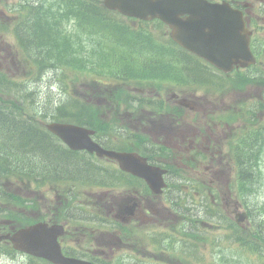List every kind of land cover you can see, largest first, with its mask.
I'll return each instance as SVG.
<instances>
[{"label":"trees","instance_id":"16d2710c","mask_svg":"<svg viewBox=\"0 0 264 264\" xmlns=\"http://www.w3.org/2000/svg\"><path fill=\"white\" fill-rule=\"evenodd\" d=\"M66 9L73 3L70 0H65ZM98 16H91L90 20H84L81 16L82 23H90L94 26L106 25L109 22L105 17H102L97 12ZM85 17H88L84 14ZM50 23V19L48 20ZM116 24V22H115ZM125 36H133V30L130 27H125ZM57 33V30H56ZM49 42L53 47L60 49H68L70 45L66 38L61 39L60 30L59 38L54 37V30L49 28ZM194 72V69H193ZM47 133L39 123H28L27 120L20 119L18 122L5 117L0 112V142L6 144L0 146V162L6 160L10 162L9 158H18L21 162L33 159L36 161L35 167L31 166L33 171L43 172H58V173H72V174H87L92 173L93 170L88 169L83 163L78 162L69 154H64L57 151L54 146L46 138ZM14 149V151H13ZM7 150V151H6ZM6 173L9 172H24L23 168L18 167L16 164L8 163ZM54 169V170H53ZM242 181L246 176H241ZM263 230V231H262ZM253 236L248 235L243 237V241L249 245L251 252L256 253L258 256L264 257V227L255 235V242H252Z\"/></svg>","mask_w":264,"mask_h":264},{"label":"water","instance_id":"95a60500","mask_svg":"<svg viewBox=\"0 0 264 264\" xmlns=\"http://www.w3.org/2000/svg\"><path fill=\"white\" fill-rule=\"evenodd\" d=\"M183 1V0H182ZM189 2L187 5H183L182 2H178L177 0H134L131 2H126L123 0H108V4L113 8H119L120 11L124 14L130 16H136L143 19H148L149 15L152 18L159 17L162 18L167 23H175L178 21L179 26L175 27L178 30V33L184 38V41L187 45L192 44L190 39V33L188 31L187 22L180 21L178 19L179 14L190 13L194 14L193 3L189 0H185ZM194 9V10H193ZM199 43L203 45L208 54H210L212 48L214 47V38L209 33L205 32L203 37H199ZM219 43L221 42L218 40ZM184 44V42H183ZM219 47L218 43L216 44ZM54 133L59 135L64 141H66L73 149H84L89 148L91 151L98 152V154L102 155L103 152L101 149H98L96 146H91L87 144L86 140L79 139L80 130H76L75 132H70L71 128L60 125H51L49 127ZM110 158H116L118 160H124L121 155L115 153H106Z\"/></svg>","mask_w":264,"mask_h":264},{"label":"rangeland","instance_id":"374dc122","mask_svg":"<svg viewBox=\"0 0 264 264\" xmlns=\"http://www.w3.org/2000/svg\"><path fill=\"white\" fill-rule=\"evenodd\" d=\"M9 1H12V0H9ZM17 1H20V0H17ZM131 25L134 27L139 26L137 23H131ZM122 57H124V56H120V58H122ZM53 93H55V92L53 91ZM53 93H51L49 90H47V92L45 94L46 95L45 98L52 99L54 97ZM254 96H256L255 95V89L253 87H251V84H249L241 91H234V92L230 91V93H227L226 96H224L222 98V102L235 103V105H238V104L243 103L245 100L251 101L252 99H255ZM207 97L208 96L206 94L204 96V98H207ZM256 97H258V96H256ZM53 105L45 104L44 106L50 110L53 107ZM256 120L264 123V112H262L260 115H258ZM239 124L241 125L242 123L239 122ZM261 161L262 162H261L260 168L262 171V176L260 178V183L258 182L259 183V191L255 195V200L264 199V154L261 158ZM107 166H110V165L107 164ZM258 183H257V185H258ZM114 191H118V190H114ZM237 193L238 192H235V194H237Z\"/></svg>","mask_w":264,"mask_h":264},{"label":"flooded vegetation","instance_id":"af4514ba","mask_svg":"<svg viewBox=\"0 0 264 264\" xmlns=\"http://www.w3.org/2000/svg\"><path fill=\"white\" fill-rule=\"evenodd\" d=\"M68 242H70V241H68Z\"/></svg>","mask_w":264,"mask_h":264}]
</instances>
